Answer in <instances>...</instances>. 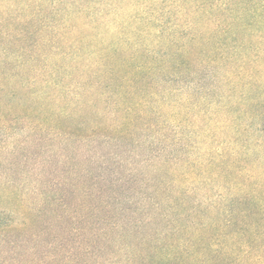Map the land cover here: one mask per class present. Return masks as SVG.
Masks as SVG:
<instances>
[{
	"label": "rangeland",
	"instance_id": "rangeland-1",
	"mask_svg": "<svg viewBox=\"0 0 264 264\" xmlns=\"http://www.w3.org/2000/svg\"><path fill=\"white\" fill-rule=\"evenodd\" d=\"M47 79H0V264H148L178 250L188 232L171 230L189 224L191 208L232 194L243 196L236 250L245 264H264V125L243 133L239 162H220L201 135L221 130L193 110L181 125L169 117L163 144L141 120L120 127L113 97L77 93L80 76L63 88ZM181 191L187 213L178 218L166 208Z\"/></svg>",
	"mask_w": 264,
	"mask_h": 264
},
{
	"label": "trees",
	"instance_id": "trees-1",
	"mask_svg": "<svg viewBox=\"0 0 264 264\" xmlns=\"http://www.w3.org/2000/svg\"><path fill=\"white\" fill-rule=\"evenodd\" d=\"M0 51V79L50 76L63 88L78 75L77 93L98 89L102 100L113 97L119 126L137 128L141 120L159 143L169 117H180L181 125L193 110L194 121L221 130L206 127L201 135L220 162H239L243 133L264 125V0H0ZM176 137L175 146L182 132ZM182 174L190 171L173 178L177 189ZM237 195L191 208L189 224L171 230L188 232L178 250L148 264H245L236 250L243 200ZM185 198L181 191L166 211L186 215Z\"/></svg>",
	"mask_w": 264,
	"mask_h": 264
},
{
	"label": "clouds",
	"instance_id": "clouds-1",
	"mask_svg": "<svg viewBox=\"0 0 264 264\" xmlns=\"http://www.w3.org/2000/svg\"><path fill=\"white\" fill-rule=\"evenodd\" d=\"M9 6L8 5H5V8H8ZM5 147L7 148L8 147V143L7 141L5 142Z\"/></svg>",
	"mask_w": 264,
	"mask_h": 264
}]
</instances>
